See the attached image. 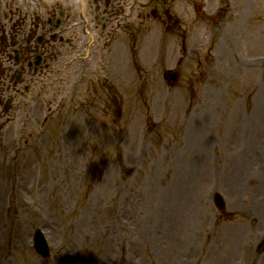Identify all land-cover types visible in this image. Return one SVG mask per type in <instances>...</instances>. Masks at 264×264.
I'll return each instance as SVG.
<instances>
[{
	"label": "rangeland",
	"instance_id": "1",
	"mask_svg": "<svg viewBox=\"0 0 264 264\" xmlns=\"http://www.w3.org/2000/svg\"><path fill=\"white\" fill-rule=\"evenodd\" d=\"M164 1L137 0L134 40L64 68L0 130V264H264V161L244 155L252 136L264 151V0ZM125 77L117 127L95 84Z\"/></svg>",
	"mask_w": 264,
	"mask_h": 264
},
{
	"label": "flooded vegetation",
	"instance_id": "2",
	"mask_svg": "<svg viewBox=\"0 0 264 264\" xmlns=\"http://www.w3.org/2000/svg\"><path fill=\"white\" fill-rule=\"evenodd\" d=\"M84 2L85 20L79 26L96 29L111 41L134 16L135 0ZM78 13L75 0H0V120L8 110L7 97L10 105L22 102L24 75L34 82L37 64L50 67L64 33L77 31ZM71 39L66 38L68 43Z\"/></svg>",
	"mask_w": 264,
	"mask_h": 264
},
{
	"label": "bare ground",
	"instance_id": "3",
	"mask_svg": "<svg viewBox=\"0 0 264 264\" xmlns=\"http://www.w3.org/2000/svg\"><path fill=\"white\" fill-rule=\"evenodd\" d=\"M175 250H176V245L172 249V254H174Z\"/></svg>",
	"mask_w": 264,
	"mask_h": 264
}]
</instances>
